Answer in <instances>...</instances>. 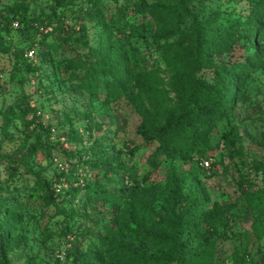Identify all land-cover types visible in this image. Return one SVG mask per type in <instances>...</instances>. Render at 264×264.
<instances>
[{
	"label": "rangeland",
	"instance_id": "rangeland-1",
	"mask_svg": "<svg viewBox=\"0 0 264 264\" xmlns=\"http://www.w3.org/2000/svg\"><path fill=\"white\" fill-rule=\"evenodd\" d=\"M179 1L99 0L94 10L104 20L86 21L91 46L110 42L125 66L120 97L110 101L104 80L96 90L73 87V70L57 65L74 55L41 44L53 41L59 20L69 28L81 23L88 0H0V198L8 204L0 214L7 239H0V264H178L180 226L161 219L170 217L173 187L198 203L192 236L180 237L183 264H264L262 40V59L239 75L233 111L197 135L195 152L158 153L140 134L144 121L160 125L167 108L188 106L191 87L181 74L195 75L207 99L218 66L256 52L244 38L248 2L190 3L217 32L206 39L189 20L172 34L150 17ZM121 6L144 9L146 18H138L148 28L140 36L107 38L104 21ZM19 49L35 72L21 68ZM207 157L211 167L203 170ZM94 185L112 198H100ZM222 208L228 222L206 220Z\"/></svg>",
	"mask_w": 264,
	"mask_h": 264
},
{
	"label": "trees",
	"instance_id": "trees-1",
	"mask_svg": "<svg viewBox=\"0 0 264 264\" xmlns=\"http://www.w3.org/2000/svg\"><path fill=\"white\" fill-rule=\"evenodd\" d=\"M205 0H180L176 7L158 8L152 11L150 17L164 29L167 28L172 34L180 32L182 24L186 20L191 21L192 28L197 35L212 39L217 32L211 27L208 19L200 20L196 13L189 11L190 3H203ZM248 2L251 13L247 21L246 39L247 47H253L255 55L246 58L245 62L236 63L231 66L221 64L216 69L217 82L209 90V96L206 99L204 91H201L199 80L190 73L180 75L185 86L191 87V95L188 96V106L183 111L178 112L174 108H167L165 111L164 123L160 125H152L147 121L142 123L140 134L144 141L150 145L158 146L156 152L172 154L179 152L180 154H190L196 151V137L201 131L208 129L212 124L220 121L230 114L234 109V104L239 95V75L250 67L255 61H260L263 53L260 50V42L264 43V0H242ZM99 0H88L86 15L81 19V23L75 24V27H66L64 22L58 21L55 30L51 34L55 36L53 41L46 40L45 45L48 50L62 51V53H70L73 57L67 58L66 64L58 63V69L64 68L71 71L69 81L71 85L78 90H96L98 84L104 80L106 84L110 101H115L120 97L121 77L125 73L124 62L120 57L113 58V46L100 45L97 48L91 46V37L86 27V21L94 22L101 20L103 17L95 12L94 8ZM134 14V15H131ZM131 16H137L135 20H131ZM146 13L142 8H136L133 11L128 6H121L117 9L110 20L105 19L107 24V38H113L117 35L118 39L138 37L148 28V24L140 19L146 18ZM139 17V18H138ZM25 20V19H24ZM104 20V19H103ZM26 22L28 17H26ZM58 33V35H57ZM234 34H240L235 31ZM30 47H33L31 45ZM44 47V46H42ZM44 47V48H45ZM212 53H214V48ZM16 60L20 63L22 69L35 72L33 66L27 63L25 59V49H19L14 52ZM113 61V62H112ZM66 67V68H65ZM143 76H148L143 75ZM147 84L144 80H142ZM148 87V86H146ZM202 92V93H201ZM208 99H211L209 101ZM29 112L34 110L29 108ZM32 123L26 126L29 129ZM200 154V152H198ZM203 155V154H200ZM69 156V155H68ZM73 158L72 156L68 157ZM205 159H208L205 158ZM92 170H97L96 166H91ZM91 188V187H90ZM91 189L98 193L100 198H112L106 193L104 186L94 185ZM133 190V188L131 189ZM8 207L7 202L0 198V214ZM198 207L196 201L190 200L184 196L178 187L171 189V207L170 217H161L162 220L175 222L179 225V235L176 238L177 263L183 264L186 257L187 245L180 241V237L188 235L190 238L194 232L193 223L195 210ZM62 214L66 215L64 211ZM66 218H69L66 215ZM221 219L222 222H228V210L222 208L220 215H211L208 219ZM0 239L6 244V234L0 233ZM102 243V240L94 242L95 248Z\"/></svg>",
	"mask_w": 264,
	"mask_h": 264
},
{
	"label": "built area",
	"instance_id": "built-area-1",
	"mask_svg": "<svg viewBox=\"0 0 264 264\" xmlns=\"http://www.w3.org/2000/svg\"><path fill=\"white\" fill-rule=\"evenodd\" d=\"M28 58H33L34 57V53L33 51H29V53L27 54ZM39 116H41V113H38ZM52 134L56 133V129L52 128L51 129ZM211 163H212V159H202L200 162V167H202L203 170H209L211 167ZM62 170H64V167L62 165H60Z\"/></svg>",
	"mask_w": 264,
	"mask_h": 264
}]
</instances>
